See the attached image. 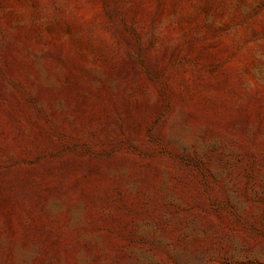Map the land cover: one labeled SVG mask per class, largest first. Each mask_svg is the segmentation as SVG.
I'll return each mask as SVG.
<instances>
[{
	"label": "rangeland",
	"instance_id": "rangeland-1",
	"mask_svg": "<svg viewBox=\"0 0 264 264\" xmlns=\"http://www.w3.org/2000/svg\"><path fill=\"white\" fill-rule=\"evenodd\" d=\"M0 264H264V0H0Z\"/></svg>",
	"mask_w": 264,
	"mask_h": 264
}]
</instances>
